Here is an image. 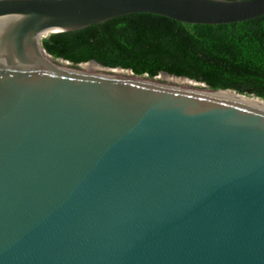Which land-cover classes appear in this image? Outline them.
<instances>
[{
	"label": "water",
	"instance_id": "obj_1",
	"mask_svg": "<svg viewBox=\"0 0 264 264\" xmlns=\"http://www.w3.org/2000/svg\"><path fill=\"white\" fill-rule=\"evenodd\" d=\"M131 14L230 24L264 0H0V264H264V100L42 47Z\"/></svg>",
	"mask_w": 264,
	"mask_h": 264
},
{
	"label": "trees",
	"instance_id": "obj_2",
	"mask_svg": "<svg viewBox=\"0 0 264 264\" xmlns=\"http://www.w3.org/2000/svg\"><path fill=\"white\" fill-rule=\"evenodd\" d=\"M41 44L54 60L74 66L94 60L141 77L163 72L264 100V15L205 25L131 14L43 37Z\"/></svg>",
	"mask_w": 264,
	"mask_h": 264
},
{
	"label": "bare ground",
	"instance_id": "obj_3",
	"mask_svg": "<svg viewBox=\"0 0 264 264\" xmlns=\"http://www.w3.org/2000/svg\"><path fill=\"white\" fill-rule=\"evenodd\" d=\"M82 67L83 68H85V69H87V70H89V71H93V72H95V71H97V70H99L100 69V67L99 66H97V65H95V64H93V63H89V64H85V65H82ZM116 72L117 73H120V74H126V72H124V71H121V70H116ZM128 73V72H127ZM130 73V72H129ZM161 78H165V79H168V80H170V82L172 81V82H177V83H179V84H181L180 86H185V87H189V86H194L195 84L194 83H192V82H190V81H188V80H186V79H176V78H174V77H170V76H166V75H162V76H160Z\"/></svg>",
	"mask_w": 264,
	"mask_h": 264
},
{
	"label": "rangeland",
	"instance_id": "obj_4",
	"mask_svg": "<svg viewBox=\"0 0 264 264\" xmlns=\"http://www.w3.org/2000/svg\"><path fill=\"white\" fill-rule=\"evenodd\" d=\"M80 68L84 69V71H87V72H93V71H89L85 68L82 67V64L79 66ZM95 72H99V70L95 71ZM129 73V72H128ZM169 76V75H168ZM155 80L159 83H162V84H168V85H176V86H180L181 84L177 83V82H170V80L168 79H165V78H161L160 77V74L158 76H156ZM200 84V83H199ZM195 87H201V85H194ZM193 86V87H194Z\"/></svg>",
	"mask_w": 264,
	"mask_h": 264
}]
</instances>
